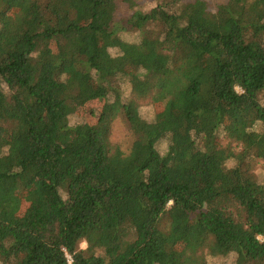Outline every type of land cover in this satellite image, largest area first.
I'll return each mask as SVG.
<instances>
[{
	"label": "trees",
	"instance_id": "obj_1",
	"mask_svg": "<svg viewBox=\"0 0 264 264\" xmlns=\"http://www.w3.org/2000/svg\"><path fill=\"white\" fill-rule=\"evenodd\" d=\"M67 256L264 264V0H0V264Z\"/></svg>",
	"mask_w": 264,
	"mask_h": 264
},
{
	"label": "rangeland",
	"instance_id": "obj_2",
	"mask_svg": "<svg viewBox=\"0 0 264 264\" xmlns=\"http://www.w3.org/2000/svg\"><path fill=\"white\" fill-rule=\"evenodd\" d=\"M227 1L228 0H208V2L211 3V4H213V5H215V4H221V3H224V2H227ZM118 128H117V131H118ZM148 131L150 132L151 135H154L156 133V129L154 127H150ZM116 139L117 140H123V137L121 136V134L119 133V131H118V133L116 135ZM124 141H125V143H128L129 142L128 139L127 140H124ZM137 166L138 165H136V167ZM9 198H10L11 201H18L19 200L18 193L14 192V190H12L10 192Z\"/></svg>",
	"mask_w": 264,
	"mask_h": 264
},
{
	"label": "built area",
	"instance_id": "obj_3",
	"mask_svg": "<svg viewBox=\"0 0 264 264\" xmlns=\"http://www.w3.org/2000/svg\"><path fill=\"white\" fill-rule=\"evenodd\" d=\"M67 258H68L69 263L71 264L73 261L72 258L70 256H67Z\"/></svg>",
	"mask_w": 264,
	"mask_h": 264
}]
</instances>
